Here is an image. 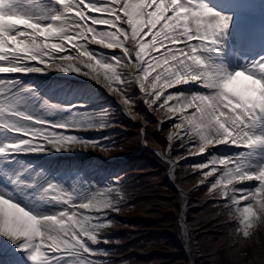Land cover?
I'll return each mask as SVG.
<instances>
[{"label": "snow or ice", "instance_id": "obj_1", "mask_svg": "<svg viewBox=\"0 0 264 264\" xmlns=\"http://www.w3.org/2000/svg\"><path fill=\"white\" fill-rule=\"evenodd\" d=\"M248 2L225 0L226 6L241 9ZM235 16L208 0H48L47 5L0 0V74H8L0 78V234L25 250L34 264H112V249L102 245L108 243L104 229L112 223L110 213L121 210L120 174L110 176V187L101 196L90 183L58 181L29 172L23 161L17 163L23 153L59 151L67 141L88 143L64 129L105 126L103 118L94 119L95 113L75 110L67 119L47 118L50 111L76 106L46 99L37 104L33 85L16 75L57 68L101 80V60L88 50V40L122 49L116 55H98L112 61L102 65L106 71L101 83L123 97L127 111L131 96L125 88L113 87L116 82L128 87L138 82L151 97L149 104H155L166 87L187 84L185 91L165 93L162 105L179 121L175 137L186 147L192 145L190 153L207 149V164L196 167L207 168L202 175L212 177L209 191L215 190L226 209L243 202V222L250 215L264 218V151L258 150L264 149V35L257 38ZM66 48L75 55L60 54ZM77 49H83V55ZM155 49L163 51L150 55ZM237 55L243 56V63L230 66ZM238 77L248 81L243 88L232 87ZM167 101L174 103L169 106ZM213 145H221L225 154H217L221 149ZM22 185L34 186L39 201L57 207L36 212L15 195ZM247 227L245 223L244 235Z\"/></svg>", "mask_w": 264, "mask_h": 264}, {"label": "trees", "instance_id": "obj_2", "mask_svg": "<svg viewBox=\"0 0 264 264\" xmlns=\"http://www.w3.org/2000/svg\"><path fill=\"white\" fill-rule=\"evenodd\" d=\"M113 87L125 88L132 108L125 112L108 101L103 113L106 152L119 161L102 163L100 170L106 173L104 181L120 174L124 189L121 210L110 213L108 243L102 245L112 249V264H264V218L243 222L237 204L226 209L215 190L209 191L211 184L198 185L207 168L196 166L205 162L192 157L177 163L173 182L168 178L170 161L164 156L170 144L171 156L176 157L180 142L170 136L174 120L162 107L165 98L149 104L151 97L144 100L136 84L128 87L119 82ZM114 96L123 98L115 91ZM109 187L107 183L105 190Z\"/></svg>", "mask_w": 264, "mask_h": 264}, {"label": "rangeland", "instance_id": "obj_3", "mask_svg": "<svg viewBox=\"0 0 264 264\" xmlns=\"http://www.w3.org/2000/svg\"><path fill=\"white\" fill-rule=\"evenodd\" d=\"M258 1L263 2L264 0H258ZM34 3L40 4L39 0H36V2ZM210 6L219 7L223 5L214 3L213 5L210 4ZM246 8L247 7L241 9V8H232L228 6L226 7L223 6V8L219 10H223L225 12H235L236 13L235 17H237L238 22L243 23L245 26L253 29L257 38H259L260 36L264 35V7L261 5H258L256 8H247V9ZM97 27L100 28L101 30L105 28H109V30H115V29H111L110 26H106V25H97ZM89 36L91 35L89 34ZM150 36L151 34H149V36L144 37L145 41L150 39ZM77 50H79V52L83 55V49H77ZM88 50L92 51V54L97 56V59L101 60V65H98V67L100 68L99 75L101 77V80L105 79V71H106L105 69H103L102 65L104 63H110L112 61L102 59L98 55V53L103 52V53H106L108 56H111V55H116L122 52V49L120 48L109 49L105 45H100V44L98 45V47H92L88 44ZM158 51H163V49L150 50V55ZM68 55H73V53L68 51L65 53L64 56H68ZM84 59L88 60V57H84ZM145 59H148V57H145ZM93 63H95V61H93ZM129 63H130L129 61H125V64H129ZM240 63H243V56L237 55V57L234 59V62L230 63V66L231 64H240ZM60 70L61 69H59L58 72ZM122 70L123 69H120L119 66H117V71H122ZM76 74L81 76L82 78L86 77V75L83 72H80V73L76 72ZM149 75L152 76L153 72L150 71ZM2 78H6V77H2ZM23 80L25 81V83H29L33 85L34 90L39 94L38 97H34V100L36 101L37 104L42 103L43 100L45 99L48 101H50L49 99L53 100L55 94L52 95V93L57 92L58 90L56 94H59L58 96L59 98L56 97L53 101H50L51 103L64 105V106H67V105L76 106L75 109H64V110L57 111L55 113L50 111L46 114L47 118L49 119H61V118L67 119L72 114V111L75 110L81 113H95V116H94L95 120H100L101 118H103L104 120L105 114L103 115L102 110H104V108L107 106L108 101H116L118 103L119 102L121 103L123 99V98L121 99L114 98L113 97L114 91H109V89L105 86V84L101 83V80H96L92 78L91 76L86 77L84 79V80H88L89 82L82 86H77L76 84L72 86L71 85L72 81L67 79V77H65V79H60V78L53 79L51 80V83L47 84L48 88L45 90L41 86L40 87L34 86L31 80H28V79H23ZM117 83L119 82H116V84ZM157 83H162V81H158ZM135 84H137L138 89L141 91V93L144 96V100H146L147 97L144 95V90L139 87L138 82ZM232 85L234 86V81ZM173 89H176L179 91H185L187 89V84L172 85L170 87H166L164 91L161 92V97L165 98L166 100L165 93H169ZM120 103L119 105L121 106ZM172 103H174V101H167V104L169 106H171ZM185 111L191 112L192 109H186ZM169 118H172L174 120V125L176 123H179V121L176 119L175 116H169ZM53 130L61 131V129H58V128H54ZM63 131L67 135H75L77 137H83L84 140L88 141V143L86 144L81 143L79 141H67L66 143L68 144V146L59 150L61 155L63 154V155L69 156L71 154L70 156H73L72 157L73 160L71 161L61 160V164L65 165L66 168H62L56 172H48L44 168L35 167L32 164L31 159L24 157V155L22 154L19 155L17 163H19V161H23V164L21 166L22 167L30 166L29 172L42 173L44 176L53 177L57 179L58 181H66L72 178L73 182L80 184V185L90 183L93 186L92 190L94 192H97L101 196L104 195L106 191L105 185L107 184V182L104 181L103 178L106 176V173L101 172L100 164L113 163V162L116 163L119 161V159L109 158V156L107 155L106 150L109 148L107 147L109 143L108 142L106 143V141L104 140V137L106 135L105 128L100 127L99 124H96V126L94 127L85 126V127H80V128L64 129ZM175 131H176L175 128L172 131H170V136H175L174 135ZM175 139H178L180 142L178 146L179 154L176 155V157L171 156V153H170L171 147H170V144L168 145L170 147L169 156L171 157V160L173 161L174 166L177 163H186L192 157H195L197 160H200L199 162H205V164H207L206 157L210 155L207 149L205 150L204 153H199L198 151H193L190 153L188 149L192 147V145H188L186 147L181 139L176 138V137ZM196 142L198 143V141ZM210 147L221 149V151L217 152V154H225L223 152L221 145H213ZM228 147L237 148V147H242V146L229 145ZM167 150H168V147H167ZM258 150L264 151V149H258ZM30 153L34 155L36 154V152H30ZM227 154H230V153H227ZM166 155H167V152H166ZM168 160L170 161V167H171V160L170 159ZM168 178L172 181L171 175ZM211 181H212V177L209 176L207 178L203 177L201 179H198L197 183L198 185H205V184H211ZM240 183H244L245 186H247V182H240ZM180 189L182 188L180 187ZM15 195L18 198L25 200V203H28L29 206H34V210L36 212H49L52 209L57 207L55 203L39 201L37 198L34 186L22 185L19 191L15 193ZM249 202L251 203V201ZM76 203L79 204L80 202L76 201ZM237 209H239L238 210L239 212L243 213V202H240L239 204H237ZM184 210H185V206H183V211ZM59 211H62V209H60ZM255 211L256 209L254 205V212ZM48 214L53 215L54 213H48ZM249 217L252 218L253 216L250 215ZM241 218L244 220L243 216ZM184 219H185V213H184ZM257 219L261 220L262 218L257 217ZM181 221H182V213H181ZM53 224L55 225V222H53ZM55 226L57 228L60 227L59 225H55ZM182 231H183V222H182ZM104 232L107 235L106 228L104 229ZM186 236H187V229H186L185 237ZM186 253L189 254V251L187 252V245H186ZM94 258H97V257H94ZM13 260L16 261L17 264H34V262L29 259L25 250L18 248L15 244L12 243L11 240L8 239V237L4 236L3 234H0V264H9V261H13Z\"/></svg>", "mask_w": 264, "mask_h": 264}, {"label": "bare ground", "instance_id": "obj_4", "mask_svg": "<svg viewBox=\"0 0 264 264\" xmlns=\"http://www.w3.org/2000/svg\"><path fill=\"white\" fill-rule=\"evenodd\" d=\"M216 1L218 3H222L223 5H226L225 0H216ZM250 6L257 7V1L256 0H249V2L244 7H250ZM232 8H234V7H232ZM87 43L90 46H92V47H98V45H99L97 43L92 42L91 40H88ZM65 44H66V41H65ZM65 50L71 52L70 48H66ZM65 50H63V51H65ZM77 51L79 52V50H77ZM57 52H60V50H57ZM60 54H62V53H60ZM73 55H75V53H73ZM85 61H87V60H85ZM32 63H34L37 66H39V62L38 61H33ZM58 70L59 69H57V68H50L48 71H45L44 73L46 75H50V77H51V75H58V77H61V78L67 77V79H69V80H78V81L79 80H83V79H81V76L76 74V72H73V71H71V72H63L62 69L58 72ZM25 74H29V73H25ZM0 77H2V76H0ZM21 77L26 78V79H32L34 81V83L36 84V86H38V87L41 86V87H43L45 89L47 87V84L51 83V80L53 79V78L50 79L49 77L47 78V77H43V76H32L31 74L29 76H27V77H25V76H21ZM86 77H89V76L86 75ZM86 77H84V78H86ZM242 79H243V77L242 78L238 77L234 81V86L232 85V87L243 88L244 85L246 83H248V82L247 81H243ZM178 85H181V84H178ZM79 86H81V85H79ZM3 139H4V136L0 135V140H3ZM66 154H68V153H66ZM54 155H55L54 151H45V153L40 152L36 156L41 157V158L42 157L53 158Z\"/></svg>", "mask_w": 264, "mask_h": 264}, {"label": "water", "instance_id": "obj_5", "mask_svg": "<svg viewBox=\"0 0 264 264\" xmlns=\"http://www.w3.org/2000/svg\"><path fill=\"white\" fill-rule=\"evenodd\" d=\"M120 103V102H119ZM121 104V103H120ZM121 106L124 108V111L126 112V109H125V107L121 104ZM169 150H170V147L168 146V150H167V155L165 156V158H168V159H170L171 160V157L169 156L170 155V153H169ZM180 161V160H179ZM173 168H174V163H173V161L171 160V167H170V170H169V177H170V175H171V173H172V170H173ZM175 185V187L176 188H178L180 191H182L183 193H184V191L182 190V189H180V187H178V185H176V184H174ZM184 195H185V193H184ZM182 222H183V231H184V233H185V235H186V225H185V219H184V211L182 212ZM189 245L187 244V252L189 251Z\"/></svg>", "mask_w": 264, "mask_h": 264}]
</instances>
